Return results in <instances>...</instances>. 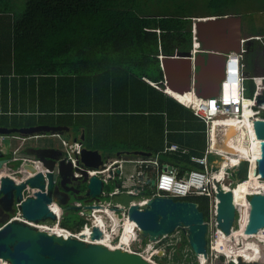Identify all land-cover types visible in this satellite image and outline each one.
I'll return each instance as SVG.
<instances>
[{
  "label": "trees",
  "instance_id": "trees-1",
  "mask_svg": "<svg viewBox=\"0 0 264 264\" xmlns=\"http://www.w3.org/2000/svg\"><path fill=\"white\" fill-rule=\"evenodd\" d=\"M255 1L24 0L18 4L17 0H0V13L15 15L11 25L14 54L19 59L21 51L35 46L40 66L30 69L29 78L24 80L30 95L1 101L0 111L28 113L29 126H66L84 149L108 156L135 152L156 155L163 150L166 130L168 140L186 147L189 154L160 157L184 161L188 170L195 168L190 156L203 155L204 125L190 109L161 91L160 56L171 57L175 51L186 55L193 50V17L239 14L242 6ZM257 1L264 8V0ZM242 19L249 32L263 31L253 19L245 20L244 14ZM248 57L247 53L246 61ZM13 69L17 75L23 73L19 66ZM143 79L157 84L160 90ZM20 83L12 86V94ZM246 84L252 93L253 82ZM0 125L24 124L0 121ZM63 136L68 138L69 133ZM249 167L244 162L232 174L241 186L250 178ZM254 172L255 168L252 176ZM184 200L200 202V210L207 217V197ZM83 224L78 216L72 226L66 220L62 226L77 232ZM161 244L167 255L156 257L159 263L199 264L182 230Z\"/></svg>",
  "mask_w": 264,
  "mask_h": 264
},
{
  "label": "water",
  "instance_id": "water-1",
  "mask_svg": "<svg viewBox=\"0 0 264 264\" xmlns=\"http://www.w3.org/2000/svg\"><path fill=\"white\" fill-rule=\"evenodd\" d=\"M193 27L196 31V37L201 43L202 52L205 54L198 55V60L195 61V66L201 68L198 74V79L206 71V65L218 60L214 73V81L211 82L214 93L217 95L221 88L220 82L223 79V66L227 55L231 52L238 53L243 40L241 26L242 15L240 14H226L223 16H200L193 17ZM206 55V57H205ZM187 61V62H186ZM185 68L192 66V53L186 55H179L177 58H162L161 64L165 81L168 87L175 86L177 92H183L184 89L179 86V81L174 77V73H181V82L188 89V85L184 81L187 75L185 68L182 65L186 64ZM192 69V67H191ZM191 72V71H190ZM261 103V101L259 102ZM252 129L256 140L259 142L260 156L257 160V173L260 179H264V118H258L251 122ZM63 131H68L66 126H51V125H35L28 127H7L0 125V136H11L20 134L23 136H37L52 133L53 135H62ZM135 155L142 157H150L151 154L142 152H135ZM56 157V156H55ZM53 157V158H55ZM60 157V156H59ZM56 159L41 160L46 168L50 171L55 167L53 162ZM41 161H32L31 163L20 166L14 171L17 175V180H21L20 184L16 180L5 176L1 179L0 195L4 196V201L7 205H12L13 201L23 200V191L26 185L35 191V197L28 198L23 201L22 214L25 219L32 221H41L45 219H53L54 216L49 212L47 205L52 201H57L61 205H66L67 201L63 196L68 192L72 193L79 200L83 196L78 195L81 187L85 185L87 191H84V197L90 201H99L102 196L104 188L103 181L97 177L85 175L81 181H76L72 178V168L70 164L64 161H58L55 176L58 177V184L54 185V177L51 173L43 169L44 165ZM6 155L0 151V170L4 166L12 163ZM81 163L89 168L99 170L103 164V157L98 151L82 150ZM252 165V164H251ZM13 170V166L11 168ZM251 173V167H250ZM23 177L27 182H22ZM154 177V175H153ZM76 182V183H75ZM48 183V184H47ZM70 185V186H69ZM151 187L154 185V180L150 183ZM59 188L63 193H59ZM47 189V192H46ZM216 196L219 199L217 207V221L218 228L226 233L231 234L235 229L236 220L240 227L242 223V210L238 209L234 201V192L231 188L225 189L220 182H217ZM63 198V199H62ZM194 203L190 201H175L172 198L156 197L151 199L145 209H140L131 205L129 209V216L135 221L140 234L145 233V238L150 239L152 232L158 231L162 226H159L161 220L167 221L165 213L161 209H155L162 203ZM196 208V206H195ZM197 209V208H196ZM9 210V209H8ZM201 218L197 224L187 226V224L178 223L170 230L166 231L167 237L171 235L176 228L185 226L189 230L188 242L192 253L197 258L201 254L208 253L207 235L210 231L208 224L205 223V216L200 209H197ZM91 213V212H89ZM264 229V190L261 192H253L249 199V212L245 224V235H255ZM102 236L99 229H94L92 239L98 240ZM6 264H156L149 261L143 256L136 253H129L119 248L109 249L104 244L87 243L76 238L59 236L49 229H43L33 226L24 221L13 219L7 221L0 228V263ZM189 264V263H184ZM239 264H255L243 262L239 259Z\"/></svg>",
  "mask_w": 264,
  "mask_h": 264
},
{
  "label": "built area",
  "instance_id": "built-area-1",
  "mask_svg": "<svg viewBox=\"0 0 264 264\" xmlns=\"http://www.w3.org/2000/svg\"><path fill=\"white\" fill-rule=\"evenodd\" d=\"M251 39L257 40L258 38H244L243 40H241L239 52L227 55L224 81L222 82L220 95L216 99L204 100L199 98L194 91H190L188 93L193 98L190 104L186 105L181 102L184 106H186L193 112L197 119H199L205 125L204 134H206L207 147L204 151V154L202 156H190L191 162H194L197 165L201 166V169H189L187 170L185 175L182 176L178 174L177 168L174 166L165 165L162 169H159L160 165L158 158H160L162 154H189V150L187 148H183L178 144H171L166 141L164 143L163 150L150 158L127 160L118 157H109L105 161H103L101 169H90L81 164V154L83 150L82 143L77 140L68 142L61 139L63 153L60 155L58 161L62 160L66 164H70L72 168V178L76 181H81L85 175L88 176V179L97 176L103 181L104 188L99 201H87L82 204L79 199H77V201L75 200L76 202L74 201V203L70 205L72 209H75V211H77L78 216L84 220L83 226L77 232H70L60 225V219L63 217V215H65V213L69 211V208L66 207L67 204L61 205L56 201H51L47 205V208L49 212H51L54 216L53 228L59 227L71 238H76L87 243L100 244L98 242L103 241L104 243H106L109 249L119 248L126 252L133 250V253L139 254L149 261L154 262L152 261L153 258H164L167 255V252L164 248L157 247L159 241H157L156 244H153L152 249H149L148 247L152 242L149 240V245L147 246V248L143 247V243L147 244V241H144L147 238L141 235L140 232L133 233L131 237H128L126 242L124 241L125 238L122 239V235L124 232L123 226L126 221H129L132 227H136L138 229L135 221L129 216V209L131 205H134L135 207L140 209H145L146 206H148L149 201L156 197H167L172 198L175 201H185V197L201 196L207 197L209 200L208 215L206 218H204L205 223L208 224L209 229H214V233L218 236L220 229L218 228V221L216 218L219 202V199L216 196L217 182L221 183L224 180L229 185V188H234L231 186L232 182H228L227 178L233 174L232 172H230V169L233 168V166H239V163L232 164L230 163V160H228L226 161V166L224 167L225 157L230 158L231 156L236 155L232 154L231 152H227L222 148L224 147V145H222L223 141L227 138L228 131L231 129V126L228 124V120L234 119L236 120V122L243 125L247 120L246 116L248 109L251 112L247 120L248 122H252L253 120L258 118H264V103H262V91H264V75L252 77L249 76L245 71V67L247 66L243 62L244 55L245 53H247V49L245 47L247 45L246 43ZM193 41L194 46L191 53L193 54L192 58L194 59L196 54L201 52V46L198 38L196 37V31L194 30V27ZM179 55L182 54L175 51L173 56L170 58H177ZM162 58L164 57L160 56V60ZM143 80L153 88L160 90L157 84L152 83L146 79ZM248 81H252L254 83V89L251 94L248 93V88L246 86V82ZM226 83H228L229 85L227 91L229 97L224 96ZM163 85L164 89H161V91L165 95H168L167 89L165 88L166 83L163 82ZM231 87L234 88L233 90H235V92L233 90L229 92V88ZM260 101L261 103H259ZM246 102H248L249 105L246 104ZM54 136L56 137L59 135ZM219 144L222 146L219 147ZM20 154V151L16 150L14 152V160H23L20 157ZM23 161L24 165H26L31 163L32 161L38 160L33 158H24ZM58 161L54 163L55 167H57ZM123 164H134L140 167L139 172L130 175V180L134 181L137 186L140 184H147L149 182L148 177L144 173H146L148 169L152 170V174L154 175V192L143 199L131 201L127 206L112 205L111 202L102 201V198L114 197L121 193V190L120 188H118V186L112 192H109L107 186L117 183L122 178ZM44 170L51 173L53 177L57 173L56 170L50 171L48 168H44ZM222 173L223 177L220 179L219 175ZM8 176L15 179L17 184L21 183V180H17L15 178L14 173L13 175L8 173ZM248 176L250 177V171H248ZM3 177L5 176L0 175V184ZM256 177L259 178V175H256ZM22 182H27L25 177H23ZM140 187H142V185ZM126 193L130 195H136L137 191L130 189L127 190ZM35 194V191L30 189L29 185H26V188L23 191V200L16 201L15 203V206L18 210L17 216L11 218L10 220L18 219L20 221H24V223H28L39 228L49 229L46 226H37L36 224L32 223V221L25 219L22 214L23 201L27 200L28 198L35 197ZM81 194L83 196L84 192L82 191ZM250 195L251 193L249 194V196ZM193 203L197 209H200V202ZM236 206L239 210L241 209L239 205ZM113 216H116L117 219L116 226ZM121 227L123 228L122 231L120 229ZM53 228H51L50 230H52ZM95 228L99 229L102 233L101 238L98 240L92 239ZM259 232L264 233V229ZM186 233L187 236H189L188 229H186ZM164 238L166 237L160 238V240H163ZM116 240L117 242L115 243ZM132 244H134V246H132ZM210 250H215L216 252H218V250L214 246H211L209 248L208 244L207 254H209ZM145 253L150 254L149 258L145 257ZM232 263L239 264L237 260H234V262Z\"/></svg>",
  "mask_w": 264,
  "mask_h": 264
},
{
  "label": "crops",
  "instance_id": "crops-1",
  "mask_svg": "<svg viewBox=\"0 0 264 264\" xmlns=\"http://www.w3.org/2000/svg\"><path fill=\"white\" fill-rule=\"evenodd\" d=\"M14 18H15L14 14H1L0 13V104H1V101H12V100H18V99L22 100L23 96L21 97V95H23V94L30 95V91L27 90L26 86L24 85V80L29 78L30 74L28 72H29L30 69L40 68L39 61H38L37 56H36L37 53H36L35 46H32L34 49H32L30 51H27L25 49L23 51H21L19 59L16 56V53L14 54L13 42H11V38H12L11 25H12V20ZM200 46H201V43H200ZM201 49H202V47H200V51L201 52L196 54L194 59L192 58V60H193V63H192V66H191L192 69H191V67L190 68H185L187 66V63L182 65L183 66L182 69L185 68V70L187 71V75L184 77V81L187 84H189L187 90H185V86H183V84L181 82V73L175 72L173 75H174V77L177 76L176 80L179 81V86H181L184 89V91H187V92L194 91L195 94L199 98L204 99V100L205 99H216L220 95L221 90H220V92L217 95H212L214 93V90L212 89L211 82L214 81V73H215L216 68L217 69L219 68L218 65H217L218 60H215V61H213V63H210V64L206 65V67H205L206 71L204 72V74L201 77L202 80H199L198 79V74L201 72V68L198 67V66L197 67L195 66V61L199 59V58H197L198 55L203 53ZM203 54H205V53H203ZM229 54H233V52H231ZM205 57H206V55H205ZM15 58L17 60L16 64H15V60H14ZM225 63H226V59H225L224 66H223V79L220 82V88L222 86V82L224 81ZM15 65L19 66L22 69L23 73L21 75L20 74L17 75L15 73V71L13 69L15 67ZM160 67H161V70H162V73H163L164 71L162 69L161 60H160ZM52 69L55 70L53 66H52ZM247 74L249 76H251L249 72ZM21 77H23V79ZM16 79L17 80L20 79L21 83H20V81H17ZM163 79H164L163 82L166 83L165 88L167 89L168 88V84L165 81L164 73H163ZM19 83H20V87H18L17 90H15V88H14V93L12 94L11 93L12 86H14L16 84H19ZM246 86L248 88V93L251 94V90L249 89L248 84H246ZM177 93H179V92H177ZM166 96H168V97L173 99V97L170 96L169 94L166 95ZM25 99H28V97L25 98ZM177 103H179V102H177ZM179 104H182V103H179ZM11 112L12 111H8V112L1 111L0 113H3V114L9 113V114H11ZM12 113H14V112H12ZM14 114H19V116H22L21 113H14ZM14 114L8 115V117H4L5 120H3V121H6V123L10 124V125H12L13 123L24 124L23 126H10V127H28L29 126V125H26L27 122L29 121L28 120L30 118L29 116H23V117H25V119H22L23 117L19 118L21 120L20 123L19 122L10 121L9 119L11 117L16 116ZM41 124L50 125V124H44V123H41ZM41 124H37V125H41ZM165 124H166V121H165ZM3 126H5V125H3ZM51 126H59V125H51ZM7 127H9V126H7ZM204 129H205V125H204ZM64 132L69 133L68 138H65L63 136ZM70 133H71V130L68 129V131H63L62 135H59V136H56V137L52 133H48L46 135L40 134V135H37L35 137L34 136H23V135H20V134H15V135H11V136H4V137L0 136V151L4 153V150L9 149L11 155H10V157H7V159L9 158L11 161H13L12 163H19V165L22 166V168H23V165H24V161L23 160H24V158H29V159L33 158V159H37L38 161H41V160L47 161L48 159L54 160L57 157H59L63 153V147L61 145V139L66 140L68 142H73V141L76 140V139L75 140L73 139L72 134H70ZM168 134H169V132L165 130L164 143L166 141L168 143L173 144V142H170L168 140ZM6 139H10L11 140L10 141V145H7V144L3 143V142H5ZM31 140H38V142H36L34 144H30L28 146V148H24V145H27V143L29 141H31ZM205 140H206V147H207V139H206V137H205ZM17 141H20L21 144L15 146L14 144ZM77 141H80V140H77ZM38 143H39L40 146L39 147H34V146H37ZM57 143H59L60 150L57 147ZM164 143H163V145H164ZM174 144H177V143H174ZM31 147H34V148H31ZM16 150L20 151V153H21L20 157L23 160H17V161L14 160L15 159L14 152ZM83 150H84V148H83ZM204 151H203V154H204ZM146 154H150V153H146ZM101 155L103 157V161H105L109 157H116V158L118 157V158H121V159L135 160V159H139V158H150L152 156H155V155L151 154L150 157H142V156L135 155L134 153H132V155L116 154L114 156H108L106 153H101ZM53 157H55V158H53ZM170 158H168V157H163V158L160 157V158H158L159 165H160L159 169H162L163 166H165V165H170V166H174V167L177 168L178 174H181L184 171L183 175H185V173L188 170L187 168L189 167V164L184 162V161L175 162V161H173ZM233 161H234V164H236L235 163V159L232 160V161L230 160V163L233 162ZM54 163H55V161L53 162V164ZM191 164H192V162H191ZM194 164L196 165V167L192 168V169H201L202 168L201 166L197 165L196 163H194ZM43 165H44V163H43ZM124 165L125 164H123V168H122V175H123L122 178L117 183H115L113 185H110V186H107L109 192H112L118 186V188H120V190H121V193H119L116 196L126 195V196H130V197H135V198H138V199H143V198L151 195L154 192V188L151 187V185H150V183L153 181V174H152L153 172H152V170L148 169L147 172L144 173L148 177L149 182L147 184H140V185L137 186L134 183V181L130 180V175L136 174L137 172H139L140 167L138 165L129 164L130 166H132V171L127 176H124ZM19 167L15 168L13 166V170H12L11 169L12 168L11 164L8 165V166H4V169H2L0 171L1 172L0 174H1V176L2 175L3 176H8V173L13 175L14 171L17 170ZM85 167H87V166H85ZM44 168H46L45 165H44L43 169ZM90 169H92V168H90ZM53 170L54 171L57 170L56 167H54ZM251 174H252V172H251ZM14 176H15V178H17V175H14ZM56 177L57 176H55L54 180H53L54 185L58 184V182H59V179H58V182L55 183L56 182L55 181ZM230 182H232V181H230ZM141 185H142V187H140ZM130 189L131 190H136L137 194L136 195L127 194L126 193L127 190H130ZM116 196H114V197H116ZM138 199H134V200H138ZM52 201H54V200H52ZM131 201H133V200H131ZM14 202H16V201H14ZM190 202H193V201H190ZM113 205L127 206V205H122L120 203H114ZM169 236H167V237H169ZM166 238H164V239H166Z\"/></svg>",
  "mask_w": 264,
  "mask_h": 264
},
{
  "label": "bare ground",
  "instance_id": "bare-ground-1",
  "mask_svg": "<svg viewBox=\"0 0 264 264\" xmlns=\"http://www.w3.org/2000/svg\"><path fill=\"white\" fill-rule=\"evenodd\" d=\"M228 83L225 84V92H224V96L225 97H229V95L227 94L228 91ZM236 87V86H235ZM234 88H229V92H231ZM235 92V90H233ZM262 91V101L264 102V95H263ZM167 94H169L170 96H172L175 100L182 102L186 105H189L191 100H193V98L191 97V95L187 92V91H183L182 93L176 92L175 86L171 85L167 88ZM246 104L249 105L248 102H246ZM251 112L248 109L247 112V116L246 119L248 120L249 116H250ZM242 125L239 124L238 122H236V120H228V124L231 126V129L228 131V135L227 138L223 141L224 147H222L225 151L227 152H231L232 154H236L235 156H231L230 158H226L225 157V165L226 166V161H228L229 159L232 161L234 159H237L239 161H246V162H250L251 165V172L253 171V168H255V172L254 175L252 176V174L250 175L249 180L243 185V190L241 195L238 197L236 196L235 192H234V188H231L234 192V201L236 203V205H239L242 209H243V214H242V223H241V228H239L238 230L234 229L232 231L231 234H226L224 232H222L220 230L219 234H218V240L216 242L217 247L216 249L222 250L223 248V252H225L227 254V257H234L235 260H237V262H239V259H241L243 262H247V263H255V264H264V233L263 232H259L255 235H245L244 233V229H245V224H246V220L248 217V212H249V200H248V195L250 193H252L253 190H247L246 186L250 183H253L252 188L254 189L255 187L258 186L260 179L256 177V173H257V160L260 156V151L259 149L256 147L255 151H253V147L255 146V143L258 142L255 138L254 135V131L252 129V124L251 121H247ZM239 131H241L244 134V141L247 144V148L245 149L244 152L238 150L234 145L232 140L238 136ZM241 135V133H240ZM222 145H218L219 147H221ZM226 152V153H227ZM256 158V159H255ZM232 164H234V161L231 162ZM256 164V165H255ZM249 171H250V167H249ZM1 173V172H0ZM1 175V174H0ZM220 179L223 177V173L219 175ZM222 187H224L225 189L229 188V185L223 180L221 182ZM264 190V186L262 187L261 190H257L255 192H261ZM159 207H155V209H161L164 213L165 216L167 215L168 217H171L170 219H168L167 221H163L161 220L159 223V226H162V228H160L158 231L152 232L150 239H151V244L149 246L150 249H152L153 244L159 240L162 236L166 235V231L170 230L171 228H173V226H176L178 223H183V224H187V226H192L193 224H197L199 219L201 218V214L200 212L195 208V206H193L190 203H162L161 205H158ZM113 219L115 220V226L117 225V219L116 216H113ZM127 223V224H126ZM126 231L123 233H127V236H124L123 238H125V242L126 239H128V237H131L133 235V233L135 232H140L141 230L137 229L136 227H132L129 223V221H126ZM124 224V225H125ZM56 230L59 231V233L57 231L51 230L52 232H54L57 235H61L64 237H70L68 234L65 235V233L60 229H58L59 227H54ZM50 230V229H49ZM189 231V230H188ZM143 236L145 237V233H143ZM257 238V239H256ZM244 239L246 240V242H251L249 245H246L244 247ZM91 240V239H89ZM98 243L100 244H104L105 246L106 243H104L103 241H99ZM244 247V250H243ZM130 252V251H129ZM222 253V252H221ZM208 254H201L199 257L202 260H205L207 258ZM206 262V261H205ZM0 264H6L4 262H1Z\"/></svg>",
  "mask_w": 264,
  "mask_h": 264
},
{
  "label": "rangeland",
  "instance_id": "rangeland-1",
  "mask_svg": "<svg viewBox=\"0 0 264 264\" xmlns=\"http://www.w3.org/2000/svg\"><path fill=\"white\" fill-rule=\"evenodd\" d=\"M23 1L24 0H17L18 4H20V2L22 3ZM19 8H22V7H19ZM247 13L249 14V16H247ZM239 14L240 15L244 14L245 20L253 19L255 21V23H256V26L258 27L257 29L258 30H263L261 32L259 31V33L249 32L248 30H246L247 28L245 27L244 19H242L241 32H242L243 38H246V37H256V38H258L257 40L256 39H251L250 41H248L246 43L247 45L245 47L247 49L249 57H248L247 61H246V56L245 55H244V58H243V62L247 66V67H245L246 68L245 71H246V73L249 72L251 76H254V75L255 76H261V75L264 74V8H263V5L256 0L253 3L246 4L245 6H242L240 11H239ZM194 21L195 20H193V22ZM165 58H168V57H165ZM262 103H264V102L262 101ZM12 114H14V113H12V112H11V114H9V113H5V114L0 113V121L4 122L3 121V120H5L4 117H8V115H12ZM14 115H16V116L11 117L9 120L12 121V122H19L20 123L21 120L19 118H22L23 116H28L29 114L28 113H24V114H21L22 116H19V114H14ZM22 119H25V117H23ZM240 133H241V135H240ZM10 141H11L10 139H6L5 142H3V143L7 144V145H10ZM36 142H38V140L29 141L27 143V145H24V148H28V146L30 144H34ZM232 142H233V145L238 150H240L242 152H244L245 149L247 148V144L244 141V134L241 131H239L238 136H236L232 140ZM19 144H21V142L17 141L14 145L17 146ZM39 146L40 145L38 143L37 146H34V147H39ZM34 147H31V148H34ZM57 147L60 150L59 143H57ZM256 147L259 149V142L255 143V146L253 147L254 151H255ZM6 150H4V154H6V157H10L11 153H10L9 149H6ZM244 162H246V161H242V163H244ZM11 166H14L15 168H17L20 165H19V163H11ZM239 166H236V167L233 166V168L230 169V172L234 173L238 169ZM249 166H250V162L248 161V167ZM131 171H132V166H130L129 164H125L124 165V176H127L128 174H130ZM248 171H249V169H248ZM247 178H249L248 175H247ZM227 179H228L227 181H232V185H231L232 187L236 186L235 189H234V192H235L236 196L239 197L241 195V193H242V190H243L242 189L243 185L242 186L240 185L242 182L238 183L239 179L233 177V175H231ZM55 181H56L55 183L58 182V177L55 178ZM263 186H264V179H260V182H259L258 186L253 189L252 193L257 191V190H261ZM82 191L83 192L87 191V187H85V185H83L81 187V191L79 192L78 195L82 196V194H81ZM67 195L69 197V202H68L66 207L69 208V211L67 213H65V215H63V217L60 219V225L61 226H62V223H63L64 220L68 221L69 225L72 226L75 223V221L78 219L77 211H75V209H72L71 206H70V205H72L74 203L75 200L77 201L78 198H74L72 196L73 195L72 193L67 194ZM134 199H138V198L130 197V196H126V195H120V196H116L114 198L113 197L102 198V201L111 202L112 205L114 203H120L122 205H127L131 200H134ZM249 199H250V196L248 195V200ZM0 200H2V199H0ZM88 200L89 199L87 197H83L79 201L82 204H84V202H87ZM15 203L16 202L13 201L12 202V207L9 208V210L7 209L3 216H0V225H4L11 218L17 216L18 210H17V208L15 206ZM241 210H242V214H243V209L241 208ZM34 224H36L37 226H42V227L46 226L47 228L51 229V228H53L54 221H53V219H45V220H41V221H35ZM126 224L123 226L124 227V232L126 231V228H125ZM239 228H241V226L239 227L238 224L236 223L235 229L238 230ZM120 229H121V231L123 230L122 227ZM186 229H187V227H185V226L178 227V228H176V230L172 234L175 235L179 230H182L185 233V235L187 236ZM52 230L55 231L56 229L53 228ZM127 233L128 232L123 233L122 239H123L124 236H127ZM147 239L144 240V241H147V244L143 243V247H146V248L149 245V240L151 241V239H148V240ZM163 240H160V239L157 240V241H159V243L157 244V247L164 248L162 246V244H161ZM207 240H208L209 248L211 246H214L215 248L217 247L216 242L218 240V236L214 233V229H210V231L208 232ZM116 242H117V240L115 241V243ZM156 242L154 244H156ZM132 246H134V244H132ZM165 251L167 252L166 249H165ZM133 252L134 251L131 250L129 253H133ZM144 255H145V257L149 258L150 254L149 253H145ZM197 260H198L199 264H231L232 262H234L235 258L234 257L233 258L232 257L228 258L227 254L225 252H223V248H222V250H219L218 252H216L215 250H210L209 254H208V256H207V258L205 260H202L200 257L197 258ZM152 261H154L156 264L159 263L156 258H153ZM159 264H161V263H159Z\"/></svg>",
  "mask_w": 264,
  "mask_h": 264
},
{
  "label": "flooded vegetation",
  "instance_id": "flooded-vegetation-1",
  "mask_svg": "<svg viewBox=\"0 0 264 264\" xmlns=\"http://www.w3.org/2000/svg\"><path fill=\"white\" fill-rule=\"evenodd\" d=\"M248 53V52H247ZM246 53V54H247ZM246 54H245V56H246ZM254 151V150H253ZM7 158V157H6ZM9 159V158H8ZM70 186V185H69ZM252 186H253V183H250V184H248L247 186H246V189L247 190H253V188H252ZM59 193L60 194H65V193H63V190L61 189V188H59ZM67 194H70V192H68ZM67 194H65L66 196H63V198H65L66 199V201H67V204H68V202H69V197H68V195ZM74 198H77V197H75L74 195H72ZM4 196L3 195H0V199H2V200H0V216H3L4 214H5V211L7 210V209H9V208H11L12 207V205H7L6 203H5V201H4ZM62 198V199H63ZM59 203V202H58ZM57 229V228H56ZM58 229H60V228H58ZM55 231H57L58 233H59V231L58 230H55ZM65 235H67L66 233H65ZM257 239V238H256ZM251 242H246V240L244 239V247L246 246V245H249ZM244 247H243V250H244Z\"/></svg>",
  "mask_w": 264,
  "mask_h": 264
},
{
  "label": "clouds",
  "instance_id": "clouds-1",
  "mask_svg": "<svg viewBox=\"0 0 264 264\" xmlns=\"http://www.w3.org/2000/svg\"><path fill=\"white\" fill-rule=\"evenodd\" d=\"M192 31H193V27H192ZM193 46H194V41H193ZM172 57V56H171ZM168 58H170V57H168ZM174 99V98H173ZM175 100V99H174ZM175 101H177V100H175ZM177 102H179V101H177ZM179 103H181V102H179ZM236 223H237V220H236ZM234 264V263H233Z\"/></svg>",
  "mask_w": 264,
  "mask_h": 264
}]
</instances>
